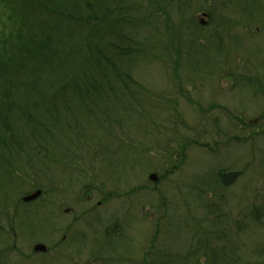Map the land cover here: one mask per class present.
I'll return each mask as SVG.
<instances>
[{
  "label": "rangeland",
  "instance_id": "374dc122",
  "mask_svg": "<svg viewBox=\"0 0 264 264\" xmlns=\"http://www.w3.org/2000/svg\"><path fill=\"white\" fill-rule=\"evenodd\" d=\"M178 2L136 1L155 23L134 69L149 101L98 131L73 120L90 140L7 189L0 264H264V0ZM106 233L129 238L126 256L106 254Z\"/></svg>",
  "mask_w": 264,
  "mask_h": 264
},
{
  "label": "trees",
  "instance_id": "16d2710c",
  "mask_svg": "<svg viewBox=\"0 0 264 264\" xmlns=\"http://www.w3.org/2000/svg\"><path fill=\"white\" fill-rule=\"evenodd\" d=\"M136 1L0 0V210L12 207L7 189L35 187L28 177H47L63 148L90 140L73 120L98 131L149 101L134 69L155 23ZM154 1L183 11L181 0Z\"/></svg>",
  "mask_w": 264,
  "mask_h": 264
},
{
  "label": "water",
  "instance_id": "95a60500",
  "mask_svg": "<svg viewBox=\"0 0 264 264\" xmlns=\"http://www.w3.org/2000/svg\"><path fill=\"white\" fill-rule=\"evenodd\" d=\"M238 176V172L236 171H230V172H226V173H223L222 174V183L224 185H228L230 184L231 182L234 181V179ZM149 180L151 181H156L157 180V176L155 173H151L149 176H148ZM40 194V190H37L35 191L33 194H30V195H27V196H24L22 198L23 201H29V200H32L34 199L35 197H37L38 195ZM45 249V246L43 244H36L34 246V251H38V250H44Z\"/></svg>",
  "mask_w": 264,
  "mask_h": 264
},
{
  "label": "flooded vegetation",
  "instance_id": "af4514ba",
  "mask_svg": "<svg viewBox=\"0 0 264 264\" xmlns=\"http://www.w3.org/2000/svg\"><path fill=\"white\" fill-rule=\"evenodd\" d=\"M71 229H72V228H71ZM71 229H70V230H71ZM68 231H69V230H68ZM65 233H68V232L66 231ZM69 233H70V231H69ZM106 234H107L108 237H103V240H102V242L100 243L101 247H103V248L105 249L106 254H109V253H110V250H113V249L115 248V250L118 252V253H117L118 255H122L123 257L126 256V254H123L124 250H123V251H120V250L118 249L116 241L121 242V241H124V240L129 239V238H126V237L121 238V237H119V236L113 237V236H111V235L108 234V233H106ZM65 236H66V234L63 235V238H65ZM104 236H105V233H104ZM151 244H152V243H151ZM136 246H137V245H136ZM136 248H137V247H136ZM136 248H135V250H136ZM47 250H48V248H46L45 251L40 252V253L45 254V253L47 252ZM125 250H127V249H125ZM101 254H102L103 257L106 255V254H104V253H100V254H99L100 257H101ZM127 255H128V254H127ZM119 258H120V257L118 256L117 259H119ZM106 259H107V257H106ZM90 260H92V257L90 258Z\"/></svg>",
  "mask_w": 264,
  "mask_h": 264
},
{
  "label": "bare ground",
  "instance_id": "6f19581e",
  "mask_svg": "<svg viewBox=\"0 0 264 264\" xmlns=\"http://www.w3.org/2000/svg\"><path fill=\"white\" fill-rule=\"evenodd\" d=\"M168 262H170L171 261V259L170 258H165ZM168 262H162L161 264H170V263H168Z\"/></svg>",
  "mask_w": 264,
  "mask_h": 264
}]
</instances>
